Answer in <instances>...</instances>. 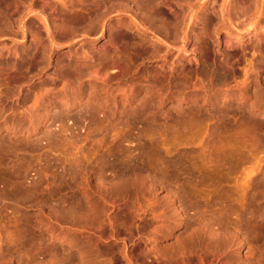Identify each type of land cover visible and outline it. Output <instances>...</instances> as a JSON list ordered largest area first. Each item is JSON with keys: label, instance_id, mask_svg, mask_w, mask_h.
<instances>
[{"label": "bare ground", "instance_id": "6f19581e", "mask_svg": "<svg viewBox=\"0 0 264 264\" xmlns=\"http://www.w3.org/2000/svg\"><path fill=\"white\" fill-rule=\"evenodd\" d=\"M63 45L71 50L54 59ZM185 54L195 55L187 59L193 64L189 70L180 67ZM232 61L243 68L237 72ZM51 68L54 73L47 75ZM174 100L192 105L165 110ZM82 103L84 114L98 115L116 132L110 142L120 151L117 158L94 157L93 166L92 157L87 166L79 156L65 172L68 188L81 193L77 201L71 195L63 202V225L44 229L50 228L49 239L78 235L80 248L72 250L67 241L69 248L39 247L17 259L0 245V264H264V241L254 247L245 241L249 228L264 229V155L252 166L254 159L242 158L233 179L227 175L232 182L222 180L232 188L219 189V196L227 197L230 189L237 200H229L238 217L227 227L232 211L221 216L222 223L210 211L208 219L215 222L206 221L200 209L205 205L189 203L168 168L149 163L160 157L140 161L129 150L133 143L165 148L146 131L173 119L175 111L187 113L182 120L206 125V137L196 142L197 172L214 178L224 157L216 148L220 137L214 136L219 126L240 122L264 129V0H0V129L37 131L47 121L49 126L63 121L64 111L68 115ZM18 116L19 125L10 120ZM137 126L139 133L131 135ZM167 149L165 155L171 153ZM213 203L204 208L210 204L211 210Z\"/></svg>", "mask_w": 264, "mask_h": 264}, {"label": "rangeland", "instance_id": "374dc122", "mask_svg": "<svg viewBox=\"0 0 264 264\" xmlns=\"http://www.w3.org/2000/svg\"><path fill=\"white\" fill-rule=\"evenodd\" d=\"M103 42H105L104 39L99 42V45ZM70 48L71 47L69 46L65 47V45L60 46L58 49H56V54H55L54 59H56V57L60 55H63L62 53L64 51L67 52L71 50ZM193 56L195 55L194 54L184 55V59H183L184 62L180 65L181 69L189 70L191 69V67H193V64L190 62V60L187 61V59H191ZM231 63H234L233 68L237 72H239L241 68H243V64L240 62L235 63L232 61ZM52 72H53V69L51 68L49 69V71L47 70L46 73H48L47 75H51ZM86 86H88L89 88L91 85L86 84ZM98 87L99 89L101 88L100 86H96V85L92 86V88H95V90ZM99 89L97 90L99 91ZM95 90L93 89V91ZM191 105H192L191 101L183 102L180 100H174L173 102L165 103L164 109L166 110L170 108L169 110H171L172 112L173 108H176L178 106H179L178 108L181 107L184 109V108H188ZM83 107L85 108L83 109ZM85 111H86L85 104L83 103L79 104L75 108L71 109L68 112V115H66L67 111L66 112L64 111V113H62L64 117L61 115L62 118H64V120L61 122L58 121L59 123L57 122L55 123V125L53 124L52 125L53 127L49 126L50 122L47 121L45 125L41 126L37 131L30 130L29 133L24 130L21 133L15 134V133L0 129V245H1V249L7 248L14 258L17 257V259H19L20 256H23L27 253H31L35 251L36 249H40V248L41 249L42 248L43 249H55V250H59L61 248L66 249V248H69V246L66 243L67 241H69V243L71 244L70 248L72 250H78L80 248L81 239L78 235L72 233V235H70L71 237L70 236L63 237V235H61V236H58V238L55 237V238L49 239L48 235L50 234V230H49L50 228L44 229L45 227L44 225L49 224V227L51 226L56 227V223L63 225V223L67 219V213L64 212L65 210H63L64 209L63 207L65 206L64 205L65 203L63 202H66L68 199L67 197L71 195L74 196L73 197L74 201L78 200L77 195H79L81 192L77 188H74V186L71 188L72 190L68 188V185H69L68 183L70 181L68 179L69 177H66L68 176L67 173H65V172H68V170L70 169L69 166L71 167V165L72 166L74 165L72 164V162L74 163V160H77L78 158L81 157L80 158V161H81L84 156L85 158H83V160L84 159L86 160V161L84 160L85 165L91 166L92 163L94 164L93 162L94 157L96 156L99 157L100 155H103V157L105 156L107 158V155L110 153L117 158L118 155H115V154L118 153L117 151H120L118 148L119 147L118 144H116V147L113 148L112 146H115V145H113L110 142L113 140L112 137H114L116 132L113 131L114 134L113 132L111 133L110 131H108L107 127H106L107 130H106L105 122L103 123L100 120V117L98 115H95L96 117L95 116L88 117L86 114H84ZM185 114L179 111H175L171 114L173 119L171 120L166 119L164 121H159V123H157V126L156 124L155 126H153V131H151L153 133L147 132V131L145 133L146 135L148 134L147 135L148 137H152L154 135L153 137L159 140L160 143L164 142L162 143V145H165L166 149L169 147L167 150L170 151L171 153L168 152L165 155L166 152H164V150L166 149L163 146H160L162 147V149H164L162 151L160 147L159 149L155 146H153L154 148L151 146H148L147 148V146L146 147L144 145L139 146L140 144H137V143H133L132 145H130L131 148L130 149L128 148V149L130 150L131 153L133 151L134 157H136V155L137 157L140 156V158L138 157V160L140 161L144 160L145 157L147 159L148 158L150 159V157H152L153 160L155 159L156 156L160 157V159L159 158L155 159L156 161L154 160L155 161V162L153 161L154 163H151L152 160L149 163L154 164L152 165L154 167L158 166V165H155V163H158L159 166H161L162 168L165 167L166 169L167 167L168 168L166 169L167 171L165 169L164 170L166 171L168 176L172 178V180L177 181V184H179L177 186L180 187L179 189H181V191L184 189L183 191L185 192L183 191L182 192L184 193V195L186 193V195L188 196L186 197L185 195L186 197L185 199L187 200V198L188 199L190 198L191 201L187 200L189 203L192 202L193 200L192 202L193 204L191 203L192 205H194L195 201H197L196 203H199V206L205 205L204 207H206V204L210 202L212 203L215 202L213 198H216V201H218V203L220 202V200L222 202L225 199V202L223 201V203H220V204L213 203V205L215 206L217 205L220 208L219 210L217 206L216 207L213 206V208L214 207L215 208L214 209L212 208L210 210L208 208V207L211 208L212 205L209 206L210 204L207 205L208 206L207 208L200 207V209L202 208L206 211V214H204L205 211L203 213L204 216L206 215L205 217L203 216L206 221L211 222L212 218H210L211 220L208 219L209 218L208 216L210 215L211 212L213 213L211 214V217H213L212 215L214 214H215L214 217H216V214L219 213L217 214V216L218 215L220 216L219 218L216 217L217 218L216 221H218V219H220L219 221H221L226 214L230 213L237 206L234 203L231 205V202L234 201V199L236 200V197L234 196L235 198L232 200L233 197H231V195L233 193L231 195L229 194L230 192H232L230 190L232 188L231 186L232 184H229V185L227 184V183L232 182V179H233L231 177L233 176L232 174L235 172V170L240 168L248 160L249 161H251L252 159L255 160V161L253 160L252 162H250L251 164L249 165L252 166L253 164L260 163L261 161L259 159L261 160L263 159L261 156L264 155V134H263L264 129L258 130L259 132L256 130L254 131L255 129L254 126H253L254 129H253L251 125H245L240 122L239 123L234 122L232 123L233 125L229 124L228 127L226 125L225 126L222 125L223 128L221 129L219 128L220 127L219 126L217 130L215 131L216 135L214 134V136L218 137L219 135L220 137L219 140H217V137L215 138L217 141L220 142L218 143L221 146H223L221 147L220 145H218V143H216V148L218 149L220 148L222 150L221 155L222 156L224 155V157L221 158L222 160L219 158L221 157V155L218 156V158L220 159V160L218 159L219 160L218 166L219 165L221 166L222 164L220 163V161L222 162L224 161L222 166L220 167V168H223L224 170L220 169L217 166V169H219L218 171L220 172V170H222L223 174H219V172L217 171L218 177L216 175L214 176V178L208 177L207 175L206 177L202 172L200 173L201 175L197 172V167L201 166L199 165L200 162L199 164L197 163L198 166L194 164L196 160H197L196 162H198L199 160L198 158H196V156L199 157L198 156L199 152L195 151L196 148L198 149V146H197L198 143L196 142H199L203 137H206L205 130L203 132V128L205 129L206 125L203 122L201 123L199 122L200 123L199 124V123H194L193 121H191L193 123H190V122L182 120L181 118H183L184 117L183 115ZM10 120L16 124H18L20 121L19 116L14 120L13 118H11ZM139 126L141 128V125ZM135 129H133L134 131L132 130L133 132H131L132 133L131 135L133 136L137 134L139 127L137 126ZM218 129H220L219 133H218ZM10 140L11 141L17 140L16 142H19V143L18 144L16 143L17 144V145L15 144L16 146H12L10 148V146H8L10 145L9 144ZM166 141H168L169 143L167 144ZM188 141L190 142L188 143ZM194 142L196 143L195 147H194L195 145ZM190 143L192 144L190 145ZM186 144H188L190 147ZM182 145L186 147H183ZM125 147H121V149ZM110 148L112 149V151ZM154 149L155 150L158 149V150L155 151ZM159 150L161 151L160 153L163 152L162 154L164 156L158 152ZM223 150L225 152L224 154H223ZM144 152H147V153H144ZM144 154L145 156L142 157V155ZM76 155L78 157H76ZM193 155L195 156V158H193L194 157ZM168 156L170 157V159H168L169 158ZM90 158L91 160L89 161ZM110 158L112 159L113 157H110ZM166 158L168 162L169 160L174 162V165L172 162L168 163L165 160ZM242 158L245 160V162L244 160H242ZM163 159L165 161H163ZM193 159H195V161ZM159 160H161L160 161L161 163L165 162L166 164L167 162V166L165 164L163 166V163L162 164L159 163ZM88 161L91 164L88 163ZM229 167L231 168V171ZM199 168L200 167H198V169ZM232 170L234 172H232ZM227 171L229 172V174ZM219 175L221 177L223 175L224 177L221 179ZM227 175H229L230 176L229 178H232V179H229V178L227 179ZM216 177L220 178V180L217 179ZM224 179H227V180L224 181ZM215 180L221 181L223 183V187H219V185H221V182H215ZM222 180L227 183L225 184ZM212 186L217 187V188H212ZM227 186H229V188L231 186V188L229 190L227 188L223 190L224 192L228 190L227 192L228 194L226 193V195L228 196L227 197L223 196V194H220L219 196L218 192L220 191V193H222V191L219 189H222ZM212 189L214 190L213 193L211 192ZM212 194H214V196ZM229 197L231 199H229ZM197 199L201 200V202L198 201ZM207 200L209 202H206ZM229 200H232V201H229ZM261 201L264 202V200H261ZM201 203H203L204 205H202ZM225 203H227L228 205ZM231 206L233 207V209ZM41 207L46 208V209L43 208L45 209L44 210L45 213L44 212L41 213V210H42ZM50 210L53 212H51ZM202 211H201V215H202ZM220 211H222V214H220L221 213ZM231 213L232 215H230ZM231 213L228 214L231 217H227V215L226 217L228 219L225 217L228 220L227 221L225 219L226 222L229 223V224L226 223V226L228 225L230 227L234 225L235 218L238 217L236 214V211H232ZM235 214H236V217L233 216ZM206 217L208 220L206 219ZM50 218L51 220H49ZM216 218H213L214 219L213 222H215ZM230 222L231 223L234 222L232 223L233 225H230ZM224 223L225 222L223 221V225ZM253 230L254 229L249 228L250 232L247 233V235L245 236L246 243H248L249 245L252 244L250 247H254L256 243H262L264 241V234H263L264 229L261 231L262 233L258 232L260 231V229H257L254 231ZM41 231H42L43 236H42V239H39L40 238L39 233ZM253 239L255 242L253 241ZM249 240H250V243H249ZM173 241L174 239H171L169 243H172ZM247 248L248 246L243 249L242 251L243 255L246 253ZM40 264H46V263L41 262Z\"/></svg>", "mask_w": 264, "mask_h": 264}]
</instances>
